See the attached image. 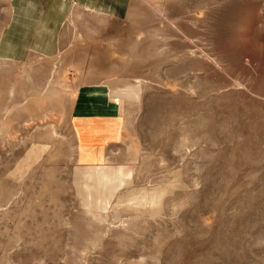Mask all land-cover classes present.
<instances>
[{"label": "rangeland", "instance_id": "obj_1", "mask_svg": "<svg viewBox=\"0 0 264 264\" xmlns=\"http://www.w3.org/2000/svg\"><path fill=\"white\" fill-rule=\"evenodd\" d=\"M0 264H264V0H0Z\"/></svg>", "mask_w": 264, "mask_h": 264}, {"label": "bare ground", "instance_id": "obj_2", "mask_svg": "<svg viewBox=\"0 0 264 264\" xmlns=\"http://www.w3.org/2000/svg\"><path fill=\"white\" fill-rule=\"evenodd\" d=\"M116 93L117 94L127 93L130 95H136L137 94V87L135 90L129 89V92H128V89H126L124 87V88L119 89V91H117ZM78 169H80V167ZM93 174H95L96 179L98 181H101L103 183L104 191H105V198L107 200L110 197V193L116 187V178H115L113 169L110 167H105L103 170L93 172Z\"/></svg>", "mask_w": 264, "mask_h": 264}, {"label": "crops", "instance_id": "obj_3", "mask_svg": "<svg viewBox=\"0 0 264 264\" xmlns=\"http://www.w3.org/2000/svg\"><path fill=\"white\" fill-rule=\"evenodd\" d=\"M22 12H24V10H21ZM14 37L12 36H7L6 40L2 41V46H3V49L5 48V51L6 52H10L11 51L13 52L14 50V47H15V43H14ZM49 46H51V44H49ZM137 85L136 84H126L125 88L128 89V92H129V89H136ZM119 91V89H116V90H113L112 91V95L113 96H119L123 99L125 98H131V99H137V94L136 95H130V94H127V93H124V94H117L116 92Z\"/></svg>", "mask_w": 264, "mask_h": 264}]
</instances>
